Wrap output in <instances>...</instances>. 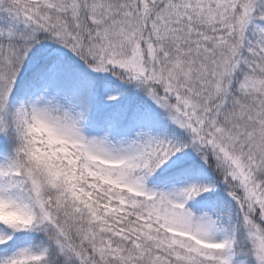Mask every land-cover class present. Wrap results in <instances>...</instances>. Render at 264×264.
<instances>
[{"label": "snow or ice", "instance_id": "obj_1", "mask_svg": "<svg viewBox=\"0 0 264 264\" xmlns=\"http://www.w3.org/2000/svg\"><path fill=\"white\" fill-rule=\"evenodd\" d=\"M0 264H264V0H0Z\"/></svg>", "mask_w": 264, "mask_h": 264}]
</instances>
